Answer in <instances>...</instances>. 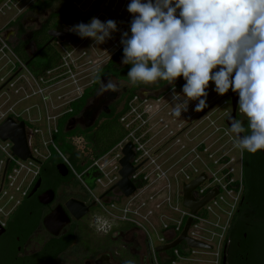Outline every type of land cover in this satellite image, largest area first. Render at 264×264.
I'll return each instance as SVG.
<instances>
[{"label": "flooded vegetation", "instance_id": "flooded-vegetation-1", "mask_svg": "<svg viewBox=\"0 0 264 264\" xmlns=\"http://www.w3.org/2000/svg\"><path fill=\"white\" fill-rule=\"evenodd\" d=\"M36 1H50V3L48 7L38 5L34 6L33 9H28ZM84 2V0L73 1V7L68 10L74 8L80 16L85 17L96 7L99 0H93L92 6L87 9H82L86 7ZM67 3L68 0H34L27 7L28 14L25 17L24 12L19 13L12 21L6 23V27L8 25L12 27L7 29L1 38L7 44L10 43V39L14 40L9 46L13 58L5 56L6 61L0 56V71L8 64H12L10 69L13 73L9 76L11 78L8 77L9 79L5 80L6 82H4V76L6 77L7 74L5 72L0 74V90L6 86H13V80L21 73L22 68L20 65L28 70V64L36 60L41 51L47 46L46 51L48 54L49 52L59 54V50L55 46V41L58 38L51 40V36L48 34L49 30L77 35L70 30L72 24L61 21V17L68 10L57 20L54 19L60 7ZM104 3L105 0H102L88 18L87 23L92 17L98 18L100 16L98 11ZM56 4L58 6H55ZM76 6L83 12H79ZM44 22L50 25L46 29V35L41 34L39 35L41 39L33 40L26 47L25 61L21 60L14 52L15 45L25 37L26 33L40 29ZM27 24H31L33 27L28 29ZM0 33L3 32L0 30ZM81 39L79 37L77 41ZM61 41L68 45L76 42L72 39ZM38 43H41L40 47H38ZM122 48L123 45L119 46L110 55L106 64ZM122 58L123 54H120L113 61L112 67H127L124 77L106 73L100 81L107 83L110 80L115 84L122 81L129 84L127 72L131 65L122 64L120 62ZM52 73H47L46 76H50ZM100 81L95 86V91L97 86L98 90L96 93L93 92L92 99L89 102L87 101L78 113L70 116L63 126L64 140L71 146V151L65 152L67 158L70 161L69 157L75 154L81 158L76 166L70 161L72 169L69 168L57 153L50 152V155L41 161L34 178H30L29 182L22 185L19 191L15 188H8L7 195H4V184L3 182L0 183V264H125L128 260L133 261V264H264V204L262 205L263 209L260 210L263 213L262 216L253 217L251 214L257 213V210L248 208V200L243 197L242 185L235 209L231 213L228 225L225 226L227 222L225 224L217 217L210 216L209 211L205 208L207 204L218 198L223 192L221 185L218 183L208 186L213 182V178L205 169H195L191 175L187 174V181H181L183 187L184 184L197 177L205 176L204 181L192 192L196 200H201L211 190L217 192L214 198L203 205L195 214H192L191 209L187 207H185L186 216L175 219L161 215L158 221H153L151 217L141 214H123L114 215V217H105L99 214L101 206H109L113 200L128 198L116 186L121 178L119 175V159L122 157V149L127 142L133 144L135 152L133 165L141 164L130 176L131 181L137 188L136 192L146 184L145 175L141 172L144 162L138 160L142 155V147H137L132 140L124 142L126 136L129 135V130L123 125L121 117L119 122L128 131V134L105 153L108 154L109 158L113 157L114 159L116 154L119 152L121 154L115 159L116 163L113 168L108 169L110 171L109 175L112 176L110 178L108 172L104 169L106 167L104 166L105 162H101L104 164L105 175L97 167L92 166L95 159L100 156L94 157L91 144L86 139L85 134L97 130L106 120H113L123 110L130 94L134 93V96L127 102V111L131 105L136 107L144 105L147 98H152L154 95H160V99L172 92L173 87L167 82L151 85L141 84L135 87L125 84L120 88L118 87V91L98 94L100 92ZM179 83L181 85H178ZM184 83L182 77L177 78L175 88L181 87ZM163 86H165V89L159 90ZM230 93L228 96L231 108L230 111L226 110L223 115V121L227 129L225 117L227 113L231 114L233 111ZM139 94L144 96V99H139ZM121 98H124V104L121 110L117 112L115 108L122 101ZM212 108L213 106L208 110ZM70 112H72V109L68 106L63 116ZM203 114L194 117L191 124L199 120ZM235 118H239L238 104ZM58 122L59 120L56 121V124ZM143 125L144 123L140 121H136L134 124L136 128L134 136L139 139V142ZM240 135L242 137L244 134ZM177 137L178 135L168 138L158 145L155 154L161 156L167 151L166 149L172 146L171 143ZM208 137L209 135L196 146L199 150L196 157L192 158L191 164L195 162L196 164L197 162L206 164L205 160L213 157L214 153L208 150L211 143L206 144ZM76 142L82 144L81 149L76 148ZM120 143L122 144L120 145ZM61 145L63 148L66 147L62 142ZM225 155L217 157L223 159V162L226 163L234 160L232 157L227 160L228 156ZM245 158L247 165H249L253 158H256L254 162L260 158L264 159V152L258 150L253 154L248 153L246 150L240 151V179L243 175V160ZM215 162L218 161L215 160ZM61 164H64L65 168L62 167L60 171L58 167ZM80 167H84L83 171H79ZM88 171L91 172L89 175H87ZM92 173H96L97 177H94ZM114 173L116 175H113ZM100 182L106 185L102 192L99 188ZM234 182L235 180L230 181L227 178L226 187ZM142 183H144L143 186L139 187V184ZM205 186L208 187L202 189ZM201 189L202 192H200ZM10 195H13L14 198L10 199ZM181 199L183 201V195ZM189 217L191 221L188 229L184 232L183 229ZM221 228H223V231H221Z\"/></svg>", "mask_w": 264, "mask_h": 264}, {"label": "rangeland", "instance_id": "rangeland-1", "mask_svg": "<svg viewBox=\"0 0 264 264\" xmlns=\"http://www.w3.org/2000/svg\"><path fill=\"white\" fill-rule=\"evenodd\" d=\"M33 1L4 0L0 4V28L8 21H12L19 13L24 12L23 15L25 17L28 14L27 7ZM84 1L86 7L82 9H87L93 4V0ZM129 3L130 0H105L102 8L98 11V14H100L98 18L102 22L111 19L117 23L118 30L113 32L112 37L106 40L105 43L96 45L91 38H83L69 45L63 43L67 46V51L69 52V55H64V62L71 67L72 76L69 73H65L67 69L65 65L56 69L50 76H46V73L44 79L41 81L34 78L26 68L20 65L22 68L21 73L13 80V86H6L0 90V111L4 112L11 107L16 114L22 116L21 118L28 119L33 128L39 130L37 141L40 142L37 144L40 150H46L43 141L49 138L48 126L53 127L55 121L61 118L67 111L69 102L76 99L85 88L91 85L96 70L104 66L110 55L122 45V33L127 31L129 35L131 34L130 24L133 14L127 11ZM55 6H58V4ZM76 7L78 8V6ZM78 10L81 13L83 12L79 8ZM10 27L12 26L8 25L1 29L3 33H0V38ZM26 27L30 29L33 26L27 24ZM9 42L12 43L14 40L10 39ZM10 43L7 44L8 47ZM0 56L3 57V60L7 61L5 56L13 58V53L5 48L4 52L0 53ZM59 56L60 61L58 66L63 63L60 52ZM11 66L12 64H8L0 71V74L3 72L7 74L6 77L3 75L4 82L13 73L10 69ZM125 84L129 85L122 81L116 85L117 88H120V86ZM182 86L175 88V92H181ZM213 88L214 85L210 81V86L207 89L209 94L206 101V110L211 106L213 108L205 114H203L206 111L204 109L200 112L194 111L195 103L197 102L193 101L189 103L188 111L182 112L180 118L172 116L170 113L174 107L172 100V96L174 95L173 87L172 92H169L167 95H164L160 99V95H154L152 98H147L144 105L138 107L143 112L142 120L144 121L139 142L142 147V155L138 160L144 162L141 172L143 175H148L146 184L128 198L113 200L109 206H101L99 214L105 217L123 214H141L151 217L153 221H158L161 215L176 219L180 217L181 211H185L181 199V181L185 179L187 174L191 175L195 169H205L209 175L217 177L224 187L227 184L228 174L231 176L230 181L240 180V150L233 147V139L227 133V127L223 121V115L226 110L230 111L231 108L228 96L231 89L221 96L213 91ZM163 89H165V86L159 88V90ZM97 90L98 86L95 93ZM92 97L93 95L88 102ZM143 97L139 94V99ZM121 100L120 104L115 108L117 112L121 110L124 104V98H121ZM201 114L203 116L191 124L193 118ZM189 124L191 125L187 128ZM177 135L178 137L173 140L172 146L166 149V152L161 154V156L155 154L158 145L168 138ZM208 135L206 144L209 145L211 143L208 146V150L214 153L213 157L207 158L205 160L206 164L201 162L191 164L192 158L196 157L199 150L196 146ZM52 143L48 146V149L50 152L54 150L53 153H56L55 146L57 145L54 143V139ZM76 145L77 149L82 148V144L76 142ZM64 154L67 157V153ZM223 154L228 156L227 160L231 157L234 160L229 163L223 162V159L218 158ZM107 158L109 156L104 158L102 162H105L104 166L106 167L104 169L108 172V176L112 178L109 175L110 171L108 169L113 168L116 158L111 157L109 160ZM215 160L218 162H215ZM91 162L93 161L91 160ZM23 174L24 171L18 175L17 182L22 178ZM113 175L116 174L114 173ZM101 182L99 183L100 192L106 186ZM239 195L240 191L230 190L226 187L223 188V192L221 193L222 198H217V203L212 204L209 215L217 217L225 224L227 222L225 225L227 226ZM175 207L178 210H175ZM126 208L129 211L125 213L124 209ZM221 231H223V228H221Z\"/></svg>", "mask_w": 264, "mask_h": 264}, {"label": "clouds", "instance_id": "clouds-1", "mask_svg": "<svg viewBox=\"0 0 264 264\" xmlns=\"http://www.w3.org/2000/svg\"><path fill=\"white\" fill-rule=\"evenodd\" d=\"M127 11L133 17L131 34L122 33L121 62L131 65L129 85H172L170 114L176 118L190 102H197V112L207 107L210 81L218 95L231 89L239 114L225 117L233 147L253 154L264 150V0H130ZM70 30L99 45L118 29L114 20L92 17ZM179 77L185 83L177 93ZM108 91H118L117 85L100 81L98 94Z\"/></svg>", "mask_w": 264, "mask_h": 264}, {"label": "trees", "instance_id": "trees-1", "mask_svg": "<svg viewBox=\"0 0 264 264\" xmlns=\"http://www.w3.org/2000/svg\"><path fill=\"white\" fill-rule=\"evenodd\" d=\"M73 1L79 0H68V3L63 7H60L59 11L57 12L54 19L57 20L66 10L73 7ZM49 2H41L36 1L28 7V9H33L34 6H42L48 7ZM54 23V22H53ZM47 22H44L42 27L38 30L32 31L31 33H26L25 37L21 39L18 44L14 47L15 54L18 57L25 61L26 55V47L30 45L33 40H39L41 37L39 35H46V29L49 27ZM41 43H38V47H40ZM48 47V46H47ZM47 47L41 51L39 57L34 60L31 64H28V70L31 74L36 78L39 79L42 76H45L47 71L54 69L58 66L60 61V56L58 53L49 52L47 53ZM123 54V51L120 50L114 54V56L109 60V62L103 66L102 68L98 69L97 73L95 74L92 83L89 87L85 88L82 94L76 98L75 100L69 103V107L72 109V112L62 116L59 119L57 124V133L54 135V143L57 147L62 151L66 152L68 150L71 151V146L65 142L63 133V126L65 121L69 119L70 116L78 113L82 107L86 104V102L90 99L93 92L95 91L96 84L99 83L102 76L106 73H113L117 76L124 77V72L127 67H112L113 61L120 55ZM128 66V65H127ZM107 71V72H106ZM178 85H181L180 83ZM134 96V93L130 94L127 98L130 100ZM127 102L124 106L123 110L118 113V115L113 120H106L101 127L97 130H94L92 133L85 134L86 139L91 144L92 150L94 152V157L97 158L105 153H107L113 146L119 143L127 134L128 131L125 130L124 126L120 124V118L126 113L127 111ZM61 142L66 146L65 148L62 147ZM54 152V150H52ZM57 153V152H56ZM70 161L74 166L80 161V156L75 154L72 157H69ZM256 158H253V161L247 165L246 158L243 160V175L240 180H236L234 183H231L227 186L228 189H234L239 191L241 186L243 185V197L245 200H248V208L252 210H257V213L251 214L253 217H261L263 213L260 212L263 209L262 205L264 204V159L260 158L256 162H254ZM249 166V167H248ZM84 167H80L79 171H83ZM250 169V170H249ZM91 172L88 171L87 175ZM93 174V173H92ZM94 177L96 173L93 174ZM97 177V176H96ZM230 175L227 176L228 180L230 179ZM144 183L139 184L143 186ZM250 214V212H249Z\"/></svg>", "mask_w": 264, "mask_h": 264}, {"label": "built area", "instance_id": "built-area-1", "mask_svg": "<svg viewBox=\"0 0 264 264\" xmlns=\"http://www.w3.org/2000/svg\"><path fill=\"white\" fill-rule=\"evenodd\" d=\"M6 25L7 24H5L2 28H0V30L3 29L4 27H6ZM55 46L58 48L59 52L62 54L63 63H61L59 66L55 67L54 69L47 71V73L54 72L59 67H63L66 65L67 69H66L65 73H69L72 76L71 67L64 62V60H65L64 55H69V52L67 51V47L59 39H57L55 41ZM5 48H7L9 51H11L10 48L7 46L6 41H4L2 38H0V53L4 52ZM39 79L42 81L44 79V76L40 77ZM73 100H75V99H73ZM142 115H143V112H141L138 107L131 105L129 110L127 111V113H125L121 118L123 125L125 126V128H127L129 130V135L126 136V138L124 139V142H127V140H132L135 143V145H137V147H139V148H141L139 141H138L139 139L134 136L135 135L134 133L136 130L134 124L136 121L137 122L140 121V122L144 123V121L142 120ZM7 117H12L16 122H19L21 120H23L25 122L27 143H28V147H29V150L31 153V157L27 158L26 160L20 159L19 157H17L13 153V150H12L13 142L10 139L3 141L0 138V183L3 182V184H4V187H3L4 188L3 189L4 195H7L8 188H15L17 191H19L22 185L29 182L30 178H34V176L36 175V172H37V168L40 165L41 161L46 159L50 155V150L48 149V146L50 144H53L52 142H53L54 135H55V133H57L56 121L60 119L59 118L55 121V125L53 127H51L50 125L48 126L49 138L46 141H43V145L46 148V150L42 151L39 149V146L37 144L38 142H40V141H37V138H38L37 134L39 133V130L34 129L33 125L31 124V122L28 119L21 118L22 116L19 114H16L12 110L11 107L8 108L4 112L0 111V124ZM231 139H232V137H231ZM121 144L122 143H120V145ZM55 149H56L57 154L61 157L63 163L72 169L71 162L65 156V154L62 153L56 146H55ZM107 155L108 154L100 156L99 158L95 159V161L92 164V166L97 167L104 175H105L104 170H103L104 164H102L101 162L104 158L107 157ZM119 155H121L120 152L118 154H116V158H118ZM23 169H25V170H23ZM22 171H24V174H23V176L21 175L22 178L20 177L21 179L17 182L16 180L18 178V175H20ZM147 177H148V175H145L146 179H147ZM211 177L213 178V182L211 184H209L208 186H212L215 183H218L219 185H221L222 189L226 187V186L224 187L221 184V181L217 177H214V176H211ZM184 180L185 181L188 180V175L185 176ZM208 186H205L202 189H205ZM202 189L200 190V192H202ZM9 197H10V199L14 198L13 195H10ZM218 198H222L221 195ZM216 203H217V198L205 206L206 210L210 211L212 209V204H216ZM174 209L178 210L176 207ZM128 211H129L128 208L124 209L125 213ZM186 215H187L186 211H181L180 217H183Z\"/></svg>", "mask_w": 264, "mask_h": 264}, {"label": "water", "instance_id": "water-1", "mask_svg": "<svg viewBox=\"0 0 264 264\" xmlns=\"http://www.w3.org/2000/svg\"><path fill=\"white\" fill-rule=\"evenodd\" d=\"M4 0H0V4ZM102 0H99L96 7L85 17L80 16L77 11L72 8L68 10L62 17L61 21L66 24L76 25L78 23H87L88 18L92 15V13L96 10L98 5ZM48 34L51 36V40L58 38L60 40L63 39H72V41H77L79 36L68 34L61 31L49 30ZM231 105H232V113L231 115L235 118V112L238 104V95L236 93L231 92ZM226 124L229 127L230 122L226 119ZM0 138L1 140L10 139L13 142V153L22 160H26L31 157V153L27 143L26 137V127L25 122L23 120L16 122L12 117H7L0 124ZM264 152V150H261ZM135 158V152L133 150V144L131 142H127L122 149V157L119 159V175L120 179L116 186L120 188L123 195L125 197L132 196L136 192V186L130 179V176L136 171V169L141 165L134 166L133 160ZM62 167L65 168L64 164L59 165L60 171ZM205 176L201 175L196 179L192 180L189 183L183 185V205L189 209H191V213L195 214L203 205L212 200L216 195V190H211L209 194L203 197L201 200H196L193 196V190L204 181ZM191 218L187 219V222L184 226L183 231L185 232L190 224ZM159 250V248H158Z\"/></svg>", "mask_w": 264, "mask_h": 264}]
</instances>
